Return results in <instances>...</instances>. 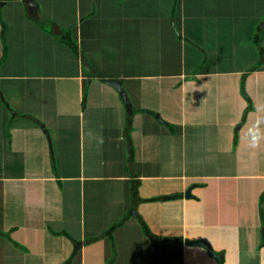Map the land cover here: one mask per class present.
Here are the masks:
<instances>
[{
    "label": "crops",
    "instance_id": "crops-1",
    "mask_svg": "<svg viewBox=\"0 0 264 264\" xmlns=\"http://www.w3.org/2000/svg\"><path fill=\"white\" fill-rule=\"evenodd\" d=\"M34 1L0 0V264H264V0Z\"/></svg>",
    "mask_w": 264,
    "mask_h": 264
},
{
    "label": "trees",
    "instance_id": "trees-1",
    "mask_svg": "<svg viewBox=\"0 0 264 264\" xmlns=\"http://www.w3.org/2000/svg\"><path fill=\"white\" fill-rule=\"evenodd\" d=\"M53 33V32H52ZM58 39L64 43L65 45H67L71 50L72 52L78 56L79 55V46H78V42L75 40V37L73 35V32H72V29H66L63 33H61L60 35H58ZM256 44L259 48V51L261 53V56H262V60L259 62L258 65L254 66L253 68L250 69V71H254V70H257L260 66L264 65V47L263 45L261 44V41H260V28H259V31L257 32V37H256ZM6 57L4 56V58H2V61L0 62V66L3 64V62L5 61ZM89 64V63H88ZM90 66V65H89ZM91 67V66H90ZM91 73L95 74L97 76V78H104V77H107L108 75L104 74V73H101L100 71H97V70H93L91 71ZM171 129H173V127L169 126ZM136 182L138 181H134L133 183L135 184ZM133 184V185H134ZM139 184V182L137 183ZM132 195H133V199L134 201L137 203L139 201H144L142 199L139 198L138 196V189L136 186H133L132 187ZM155 201V199H153ZM152 200V201H153ZM157 200V199H156ZM128 218H125L123 220H121L119 223H116L114 224L105 234L104 236H108L110 237L111 241L113 242V233L116 229H118L119 227H121L122 225H124V223L127 221ZM137 220L139 222V224L141 225L142 229H143V232L144 234L150 238L151 240L155 241V235L151 232V230L149 229V227L147 226V224L142 220L141 217H137ZM97 239H91L89 240V243H92V242H95ZM114 244V243H112ZM157 254V260L159 261V253L156 252ZM113 263V260H111L109 262V264H112Z\"/></svg>",
    "mask_w": 264,
    "mask_h": 264
},
{
    "label": "water",
    "instance_id": "water-1",
    "mask_svg": "<svg viewBox=\"0 0 264 264\" xmlns=\"http://www.w3.org/2000/svg\"><path fill=\"white\" fill-rule=\"evenodd\" d=\"M29 4V11L33 10L36 5H35V1L34 0H26ZM57 30H58V26L56 27ZM247 74L245 75V78H246ZM104 81L110 85H112L114 88H116L118 90V92L120 93L121 97L123 98L124 100V103L126 104L127 108H128V112L129 114L132 113V105L130 103V99L126 93V91L124 90L123 86H122V83L120 80L118 79H111V78H105ZM245 82V81H244ZM131 148H129L130 150ZM131 168H133V164H131ZM187 197H190V192H188L186 194ZM262 208H263V211H264V195H263V198H262ZM264 232V230H263ZM168 241V240H166ZM190 244L192 246H199V247H203V248H206L208 251H210V253L215 257L217 258L220 263L222 264L223 262V256L222 255H218L212 248V246H209L208 244H206L205 242L203 241H195V242H190ZM80 246V244L78 245Z\"/></svg>",
    "mask_w": 264,
    "mask_h": 264
},
{
    "label": "rangeland",
    "instance_id": "rangeland-1",
    "mask_svg": "<svg viewBox=\"0 0 264 264\" xmlns=\"http://www.w3.org/2000/svg\"><path fill=\"white\" fill-rule=\"evenodd\" d=\"M39 1V0H38ZM50 25H52V24H50ZM57 26H56V24H54V28H56ZM263 61V60H262ZM199 65H203V64H199ZM204 67H206V68H210L211 66H209V65H203ZM231 66H234V67H238V66H246V65H221V67L222 68H229V67H231ZM215 68H218V66L217 67H215ZM264 82V81H263ZM145 102H147V101H145ZM68 170L71 172V173H73V174H75V172H76V170L72 167V168H70L69 169V167H68Z\"/></svg>",
    "mask_w": 264,
    "mask_h": 264
}]
</instances>
